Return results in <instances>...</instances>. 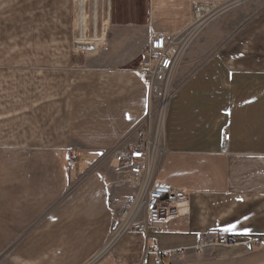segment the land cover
Returning a JSON list of instances; mask_svg holds the SVG:
<instances>
[{"label": "crops", "instance_id": "0c3cea01", "mask_svg": "<svg viewBox=\"0 0 264 264\" xmlns=\"http://www.w3.org/2000/svg\"><path fill=\"white\" fill-rule=\"evenodd\" d=\"M141 1L131 21L109 11L100 37L75 38L76 48L94 50L77 76L68 67L75 0H0V10L18 8L0 20V264H136L145 249L158 252L162 264H264V12L167 105L157 179L188 192L180 216L146 235L115 237L116 190L107 177L116 153L131 145L117 146L109 161L100 149L150 111L147 84L130 67L151 35L185 33L196 4L220 8L234 0ZM216 29L211 25L212 40ZM88 80L94 99H77L76 86ZM85 154L100 158L81 167ZM212 231L261 242L197 251ZM154 252L149 264H156Z\"/></svg>", "mask_w": 264, "mask_h": 264}, {"label": "rangeland", "instance_id": "374dc122", "mask_svg": "<svg viewBox=\"0 0 264 264\" xmlns=\"http://www.w3.org/2000/svg\"><path fill=\"white\" fill-rule=\"evenodd\" d=\"M139 4H142L141 0H75V28L72 41L73 58L68 62V67L73 69L72 74L77 76L81 74V72L85 70V64H89L90 62L85 60L83 57L94 52V50L89 48H76L75 38L91 39L100 37L103 23L108 17L109 11L112 14V17L113 15L115 16V10H117L116 15L123 18L121 21H131L129 12H138V10H140L138 7ZM230 4L231 5H229V7L228 5L220 8L217 7L215 12L205 21L204 25L198 27L197 24H192V26L185 33L177 38L179 46H183L182 52L166 80L162 83H158L152 81L151 79H146L147 84L150 82L153 84L149 115L143 121H141L142 118L137 117L133 126L132 123H125L123 125L124 133L121 134L122 136L117 139V141H110L106 148L100 149L107 154V156H103L104 158L106 157L109 161L112 151L119 145L130 144L131 146H129L126 151L132 148L137 141V131L140 127H144L146 130L149 141V149L151 151L159 147L164 148L163 128L166 109L178 87L197 69L201 67H208L211 63V57L215 54V52H217L223 43L233 36L246 22L251 19H259L261 13L264 12V0H234ZM9 5L10 3L6 4L4 8L0 10L1 24L8 18L7 16L9 15V10L13 11L14 9H18L11 8ZM213 24L216 25L218 29H216V38L212 40L210 27ZM186 52H192L195 54L191 57L192 59H183V54ZM140 61L137 65L130 67L129 70L130 73L140 77L142 80V77L139 76L138 73ZM92 83L96 86V89L99 88V80L97 77L93 79ZM92 83L91 80H88L87 84H78L76 86L78 91L77 93L75 92L76 98L94 99V97H89L88 94L89 90L94 88L93 86L91 87ZM74 84L76 85L75 82ZM84 85L88 86V92L80 90L84 88ZM163 95L165 97L164 99L162 97ZM86 141L88 142L89 140H85V142L79 140V142H81L84 146H87L84 144ZM119 153L121 152H117L116 155ZM74 157L76 158L75 155ZM99 158L100 157L98 156H93L92 159L98 161ZM92 159L85 154L81 160V167L85 166L88 161L91 162ZM123 179L126 180V176L123 173H119L117 170L112 171L111 177L110 173L107 177V180L111 181V187H114L116 190L114 191V197L111 201V205L117 209L116 215L121 212V209L124 208L126 204L131 203L134 200L138 201L140 192L143 188L141 185L136 192H132L126 184H122Z\"/></svg>", "mask_w": 264, "mask_h": 264}, {"label": "built area", "instance_id": "2783aa9c", "mask_svg": "<svg viewBox=\"0 0 264 264\" xmlns=\"http://www.w3.org/2000/svg\"><path fill=\"white\" fill-rule=\"evenodd\" d=\"M215 9L216 6L209 3L196 4L193 24H197L198 27L204 25L208 17L215 12ZM178 37L166 34L151 35L138 66V73L145 82L146 79L158 83L166 80L182 52L183 46H179ZM147 88L151 105L152 82L147 84ZM162 97L165 98L164 95ZM229 138L228 133L223 135V151L227 150ZM164 155L165 149L163 147L152 151L149 149V141L144 127L138 129L137 141L133 147L116 155L118 163L116 170L123 173L127 178L126 180L123 179L122 184H126L132 192H136L141 185L143 188L138 201L134 200L126 204L118 217L112 221L115 237L127 233L146 235L151 230H160L162 225L180 216L182 206L187 203L188 192L157 179V171ZM69 164L71 166L77 165L74 156L70 157ZM260 242L259 236L239 238L212 231L200 237L196 250L202 252L213 247L258 245ZM153 252V250L145 249L141 259L136 264H149V255ZM180 252L174 250L170 254L178 257ZM154 253L156 264H162L159 253ZM163 254L167 255L166 252Z\"/></svg>", "mask_w": 264, "mask_h": 264}, {"label": "bare ground", "instance_id": "6f19581e", "mask_svg": "<svg viewBox=\"0 0 264 264\" xmlns=\"http://www.w3.org/2000/svg\"><path fill=\"white\" fill-rule=\"evenodd\" d=\"M210 7H212V6H210Z\"/></svg>", "mask_w": 264, "mask_h": 264}]
</instances>
